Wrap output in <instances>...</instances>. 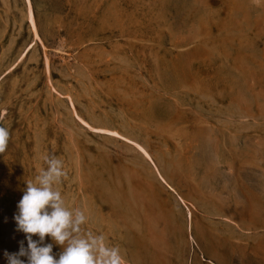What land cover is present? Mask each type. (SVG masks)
<instances>
[{"label":"rangeland","instance_id":"obj_1","mask_svg":"<svg viewBox=\"0 0 264 264\" xmlns=\"http://www.w3.org/2000/svg\"><path fill=\"white\" fill-rule=\"evenodd\" d=\"M0 125V264L45 155L123 264H264V0H0Z\"/></svg>","mask_w":264,"mask_h":264},{"label":"clouds","instance_id":"obj_2","mask_svg":"<svg viewBox=\"0 0 264 264\" xmlns=\"http://www.w3.org/2000/svg\"><path fill=\"white\" fill-rule=\"evenodd\" d=\"M9 136L8 128L0 125V153ZM43 159L47 166L40 169L35 182L25 181L13 216L24 240L18 251H4L5 264H123L119 247L106 244L102 234H81L87 220L84 211L69 209L56 187L67 176L63 161L48 155ZM54 244L62 249L59 255L53 254Z\"/></svg>","mask_w":264,"mask_h":264},{"label":"bare ground","instance_id":"obj_3","mask_svg":"<svg viewBox=\"0 0 264 264\" xmlns=\"http://www.w3.org/2000/svg\"><path fill=\"white\" fill-rule=\"evenodd\" d=\"M29 1H30V0H29ZM30 14H31V15H30V18H31V24H32V26H33V29H34V31H35V33H36V36H39L38 31H37L36 21H35V18H34V16H33L32 10H31V13H30ZM113 133L119 134L118 131H114ZM119 135H120V134H119ZM140 148H141V150L143 149V153H144V155H145V156H146V157H147V158L153 163V165L155 166V168H156V170H157V172H158L160 178H162V180H163L165 183H167L166 180H165V178L163 177V175L160 173L159 169H158L157 166L155 165V163H154V161H153V159H152V156L149 154V152H148L146 149H144L143 147H141V146H140ZM190 214H191V212H190Z\"/></svg>","mask_w":264,"mask_h":264}]
</instances>
